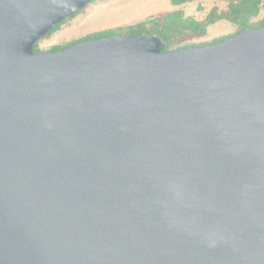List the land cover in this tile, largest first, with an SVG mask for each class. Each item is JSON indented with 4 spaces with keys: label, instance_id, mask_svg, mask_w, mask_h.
<instances>
[{
    "label": "water",
    "instance_id": "water-1",
    "mask_svg": "<svg viewBox=\"0 0 264 264\" xmlns=\"http://www.w3.org/2000/svg\"><path fill=\"white\" fill-rule=\"evenodd\" d=\"M92 1L0 0V264H264V26L35 52Z\"/></svg>",
    "mask_w": 264,
    "mask_h": 264
},
{
    "label": "rangeland",
    "instance_id": "rangeland-1",
    "mask_svg": "<svg viewBox=\"0 0 264 264\" xmlns=\"http://www.w3.org/2000/svg\"><path fill=\"white\" fill-rule=\"evenodd\" d=\"M214 6L225 11L228 9V1L193 0L182 5H174L171 0H93L78 14L67 17L50 36L41 38L38 47L48 50L55 45H64L93 33L133 24L165 10L183 8L187 15L203 18ZM262 18L264 8L252 20ZM236 30V24L220 19L208 27L207 35L194 41L213 43L216 38Z\"/></svg>",
    "mask_w": 264,
    "mask_h": 264
},
{
    "label": "trees",
    "instance_id": "trees-1",
    "mask_svg": "<svg viewBox=\"0 0 264 264\" xmlns=\"http://www.w3.org/2000/svg\"><path fill=\"white\" fill-rule=\"evenodd\" d=\"M190 1L193 0H171L172 4L174 5H182ZM226 1H228L227 10H219L218 7L214 6L203 18L187 15L183 8L165 10L133 24L93 33L87 37L77 39L64 45H55L48 50L58 51L69 47L78 41L95 38V36L102 37L129 32L133 34H156L163 39L165 43L164 50H171L178 47L201 46L209 44L208 42H196L194 39L207 35L208 27L220 19H226L236 24L237 30L231 34L216 38L214 42L234 36L247 27L264 26V18L256 21L252 20V18L258 15L261 9L264 8V0ZM79 12L73 15H76ZM66 19L67 18L53 25L44 37L50 36ZM38 41L34 45L35 52L46 51L38 47Z\"/></svg>",
    "mask_w": 264,
    "mask_h": 264
},
{
    "label": "crops",
    "instance_id": "crops-1",
    "mask_svg": "<svg viewBox=\"0 0 264 264\" xmlns=\"http://www.w3.org/2000/svg\"><path fill=\"white\" fill-rule=\"evenodd\" d=\"M208 34V33H207Z\"/></svg>",
    "mask_w": 264,
    "mask_h": 264
}]
</instances>
